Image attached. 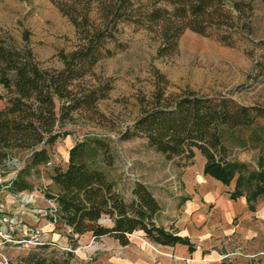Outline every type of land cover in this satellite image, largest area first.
<instances>
[{
  "label": "trees",
  "instance_id": "trees-1",
  "mask_svg": "<svg viewBox=\"0 0 264 264\" xmlns=\"http://www.w3.org/2000/svg\"><path fill=\"white\" fill-rule=\"evenodd\" d=\"M49 1L72 25L78 42L74 51L59 56V71L40 70L28 48L0 38V87L10 96L0 110V161L9 150L31 149L28 168L47 163L45 149L33 148L43 139L45 144L54 141L50 130L56 121L75 110L89 112L105 97L101 89L76 97L73 83L88 76L100 60L111 57L114 48H122L116 38L120 26L155 33L160 40L158 57L172 55L184 31L212 37L227 47H233L237 37L252 34L253 0ZM258 2L264 6V0ZM262 117L261 109L240 106L224 97L187 91L167 98L155 91L120 139L141 137L179 168L190 166L197 151L203 159V175L226 186L232 182L228 198L244 196L247 208L253 210L264 200V159L259 157L256 169H250L228 155L234 148L264 147V128L256 125ZM97 150L103 154L105 146L92 138L68 150L65 170H55L51 176L56 191L45 196L53 203L50 220L68 228L70 235L109 236L125 245L128 235L140 230L152 243L184 244L191 251L187 237L155 222L161 206L148 185L133 182L125 200L102 171L89 165L88 157ZM8 186L12 192L30 190L20 176L10 179ZM102 217L108 218V225L99 222ZM20 264L64 263L28 259Z\"/></svg>",
  "mask_w": 264,
  "mask_h": 264
},
{
  "label": "rangeland",
  "instance_id": "rangeland-1",
  "mask_svg": "<svg viewBox=\"0 0 264 264\" xmlns=\"http://www.w3.org/2000/svg\"><path fill=\"white\" fill-rule=\"evenodd\" d=\"M252 6V34L237 37L233 47L224 46L212 37L184 31L175 52L158 57L160 40L155 33L131 25L119 27L116 38L122 48H114L111 57L100 60L88 76L73 83L72 93L76 97L98 89L105 97L95 102L93 110L68 112L67 117L63 115L54 123L50 130L54 141L45 144L43 139L33 148L45 149L47 163L28 168L31 149L9 150L0 161V264H20L28 259L64 264L118 262L120 254L111 237L93 238L90 233L70 235L68 228L50 220L53 203L45 196L56 191L51 176L55 170H65L68 150L88 138L98 139L105 146L103 154L100 150L90 154L89 165L102 171L123 199L129 198L132 183L139 181L157 193L156 200L161 197L157 201L162 200L167 209H172L170 214H177L184 199L178 193L185 184H194L193 174L186 177L184 184L181 178L184 168L165 160L147 146L145 139L121 140L120 134L155 91L167 98L187 91L224 97L264 113V6L258 0H253ZM0 38L10 40L18 48H28L38 68L47 71H59L62 68L59 56L71 53L78 44L72 25L49 0H0ZM8 98L9 94L0 87V110L7 105ZM256 125L264 128V117L257 119ZM259 157L264 159V147L234 148L228 155V159L250 169H256ZM202 162L195 151L191 170L198 171ZM18 176L28 183L30 190H9L8 181ZM232 186V182L223 185L226 196ZM174 217L167 215L166 226L173 224ZM243 219L235 217L231 224H244ZM262 219L252 220L256 236L251 240L239 236L215 239L223 254L221 261L264 264ZM99 222L109 224L107 217ZM171 259L174 261V257Z\"/></svg>",
  "mask_w": 264,
  "mask_h": 264
},
{
  "label": "crops",
  "instance_id": "crops-1",
  "mask_svg": "<svg viewBox=\"0 0 264 264\" xmlns=\"http://www.w3.org/2000/svg\"><path fill=\"white\" fill-rule=\"evenodd\" d=\"M202 167L203 162L199 165L198 171H192L191 165L184 168L181 177L183 183L185 184L186 177L192 174L195 182L193 181L194 184L190 186L185 184L181 193H178L184 199L180 203L177 214H170L173 213L170 212L172 209H167L161 200V202L158 201L161 209L155 216L157 224L187 237L192 250L188 251L186 245L179 243L173 245L152 243L140 230H136L128 235V242L125 245H120L111 238L118 247L116 252L120 254L116 264H168L169 262L172 264H225L221 261L223 254L219 251L220 246L214 242L216 238L225 236H239L244 240L255 238L256 232L252 220L254 221V218L263 220L264 203L260 200L253 210H249L244 196L228 198L225 191H222L223 185L214 179L211 180V177L204 176ZM209 179L213 183H210ZM153 192V196L158 198L157 193ZM167 215L175 216L172 218V225L166 226ZM238 216L244 217V224L241 222L231 224L233 218ZM169 256L174 257V261Z\"/></svg>",
  "mask_w": 264,
  "mask_h": 264
}]
</instances>
